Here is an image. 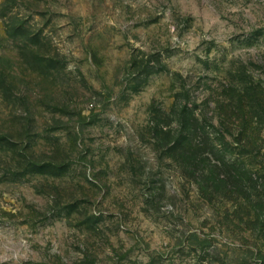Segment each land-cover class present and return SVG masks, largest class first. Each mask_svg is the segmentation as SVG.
Here are the masks:
<instances>
[{
    "label": "rangeland",
    "instance_id": "1",
    "mask_svg": "<svg viewBox=\"0 0 264 264\" xmlns=\"http://www.w3.org/2000/svg\"><path fill=\"white\" fill-rule=\"evenodd\" d=\"M185 105L226 135L205 190ZM0 264H264V0H0Z\"/></svg>",
    "mask_w": 264,
    "mask_h": 264
},
{
    "label": "trees",
    "instance_id": "2",
    "mask_svg": "<svg viewBox=\"0 0 264 264\" xmlns=\"http://www.w3.org/2000/svg\"><path fill=\"white\" fill-rule=\"evenodd\" d=\"M240 98L238 104H234L233 98L229 103V108L236 110L237 113L233 112L232 115L221 117L220 122L224 124V122L229 121L232 125L240 128V138L234 141L237 142L238 146L255 147L257 129L259 125L261 126V121L258 119L261 116L254 115L251 111L246 112V110L263 107L260 101L254 104V101H243L244 97ZM174 115L178 130L172 129L171 125L166 123L167 129L164 132V140L167 143L172 133L177 132L175 134L178 135V138L174 141L176 146L172 147L171 150L178 152L180 156L178 162L185 176L200 180V187L205 190L209 188L212 180V161L215 163L220 161L215 157V148L221 145L218 142L226 140V135L223 131L216 129L213 124L206 122V119H204L203 125H200L198 118L190 112L186 105L178 106ZM222 162L221 165L226 166L224 160ZM226 174L230 176L234 172L229 171Z\"/></svg>",
    "mask_w": 264,
    "mask_h": 264
}]
</instances>
